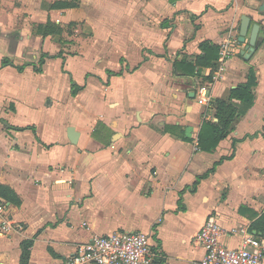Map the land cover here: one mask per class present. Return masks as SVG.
<instances>
[{
    "label": "crops",
    "instance_id": "obj_1",
    "mask_svg": "<svg viewBox=\"0 0 264 264\" xmlns=\"http://www.w3.org/2000/svg\"><path fill=\"white\" fill-rule=\"evenodd\" d=\"M55 1L0 0V35L16 31L46 38L52 34H38L37 25L92 19L95 31L108 35L113 45H86L79 54L64 57L48 53L51 45H34L33 51L44 48L39 58L55 56L36 72L33 60L23 63L31 46L11 50L0 38V76L42 78L57 61L72 105L64 122L54 124L24 119L25 113L55 107L59 101L51 93L38 106L20 91L0 96V185L19 200L8 201L16 230L0 233V264H20L24 241H31L27 264H64L91 234L115 231L148 234L152 264H196L204 249L194 236L208 216L223 229L244 226L256 233L250 225L264 211V0H93L90 15L85 0L73 8H51ZM242 14L250 17V26H261L260 44L243 55L247 42L238 41L237 30ZM205 21L214 24L213 30L204 29ZM227 35L234 40V54L217 78L216 67L196 68L191 75L178 64L193 63L202 54V41L219 46ZM13 53L22 60L15 61ZM5 57L9 63L1 66ZM85 57L97 59L101 70L83 68L78 83L67 61ZM249 68L256 76L253 105L212 152L200 150L196 142L202 121H216L213 99H226L230 89L244 84ZM71 79L82 87L76 95ZM88 84L98 91L89 89L98 98L92 113L86 102L73 106ZM201 84H208L207 106L196 101ZM27 126L34 130L18 129ZM68 127L78 132L76 143L70 142ZM221 158L194 188L196 177ZM220 240L237 247L240 236L226 233Z\"/></svg>",
    "mask_w": 264,
    "mask_h": 264
},
{
    "label": "built area",
    "instance_id": "obj_2",
    "mask_svg": "<svg viewBox=\"0 0 264 264\" xmlns=\"http://www.w3.org/2000/svg\"><path fill=\"white\" fill-rule=\"evenodd\" d=\"M234 40L227 35L219 43L218 63L214 78L219 76L223 63L233 54ZM196 101L210 103L208 84L197 87ZM197 144V142H196ZM10 203L0 198V233L16 230L9 216ZM238 234L240 243L229 247L222 243V234ZM194 241L204 249L203 257L196 264H264V231L251 232L247 227L223 229L212 215L208 216L194 236ZM154 251L148 234L140 231H115L110 234L93 233L75 246L64 264H152Z\"/></svg>",
    "mask_w": 264,
    "mask_h": 264
},
{
    "label": "rangeland",
    "instance_id": "obj_3",
    "mask_svg": "<svg viewBox=\"0 0 264 264\" xmlns=\"http://www.w3.org/2000/svg\"><path fill=\"white\" fill-rule=\"evenodd\" d=\"M84 7L89 15L94 13L95 5L93 0H85ZM211 23L212 22L210 21H205L204 29L213 30L214 27L210 26ZM60 24V32L52 34L51 36H48L46 38H41L39 35L36 36L33 33L20 34L19 36V33L16 31L8 33V37L0 35V38H4L5 40H7L6 43L7 45H10L11 50L14 49V45L31 46L30 48L32 49L30 50V53H32L30 57L28 56L29 58H26L24 60L23 63H28L33 60L36 66H40V64L38 63V58L42 54V51H44V48L43 46H41L33 51L34 45H51L50 47H48L47 52L57 53L61 57H64V55L66 54H79L81 49L86 45H113L110 42L108 35L102 37V35H100L98 31H95L96 28L94 29L95 24L92 23V19H83V21L75 22L72 25L62 22H60ZM179 25L183 26V28L180 29H182L183 31L186 30L184 21H180ZM237 28H239V24ZM2 49L3 48L0 46V53L2 52ZM111 51L115 52L113 49H111ZM3 52L9 53L8 49H5V51ZM12 56L14 57V60L18 62H20L23 58L20 53H13ZM8 59L10 60V58ZM50 60V58H45V63L41 65L42 71ZM218 62L219 61L217 60L216 64H219ZM67 63L70 67L69 71H71L74 80L78 83L81 80V71L83 70V68H89L94 72L101 70V67L97 65V59L93 60L91 57H85L83 61L72 58L68 59ZM57 65V61L55 63L53 62L52 64L50 63L47 66L46 75L42 76V78L37 76L32 77L27 74H24L20 77H11L7 75L8 73L2 74V76H0V96H7L8 94L13 93V91H20L22 93H25V96L28 98V100L31 101V104L33 106H38L40 104L42 96L45 93H51L52 96L59 101L55 107L49 108L48 111L43 112H40L41 109H37L39 110L38 112H30V115L25 113L26 117L24 119H35L37 121L43 120L48 123L61 124L67 118L69 112L72 111V105L70 103H67L66 101L67 97H69L68 87L65 84L67 80L66 74L60 70L57 71ZM87 89L88 91L84 94L85 98L83 97L76 105L73 106L77 107L86 102L90 104L88 108L92 113L96 110V106L98 105V98H95L94 94L89 92V89H91L95 93L98 91H96V89L89 84ZM86 110L89 111L88 109ZM6 250L10 249L7 247Z\"/></svg>",
    "mask_w": 264,
    "mask_h": 264
},
{
    "label": "trees",
    "instance_id": "obj_4",
    "mask_svg": "<svg viewBox=\"0 0 264 264\" xmlns=\"http://www.w3.org/2000/svg\"><path fill=\"white\" fill-rule=\"evenodd\" d=\"M177 0H169L170 3H174ZM78 6V0H56L53 2L50 7L51 8H73ZM74 24L73 22L69 23V25ZM38 34L41 35H51L55 33H59L61 30V27L58 24H55L51 21H47L45 24L37 25L36 26ZM262 41L264 38L261 39ZM199 48L202 51V54L198 55L194 62H178V64H184L185 69H187V72H189L191 75L194 74V71L196 68H202V67H216V63L218 60V50L219 46L216 44L211 43L208 40L202 41L199 43ZM48 57H55V56H49L47 54L42 55L38 63L40 66L34 65V70L36 72H41V65L44 64L45 58ZM9 61L5 57L1 61V66H5L8 64ZM177 63L173 64V69L176 71ZM19 70L23 69V66L17 67ZM108 73H112L111 71H108ZM256 85V76L254 73V70L252 68H249V72L247 75V80L244 84L238 85L235 88H232L229 90V94L226 99L223 98H215L212 101V106L214 108V117L216 118V121L212 120H203L198 137H197V146L200 150L206 151V152H212L220 140L224 139L229 130L232 128V124L234 120L244 114L248 108H250L253 105L254 102V94H253V88ZM82 87L74 83L71 79L70 81V89L71 94L76 95V93L81 89ZM234 100L237 102L234 103ZM30 128L34 130V126H27L22 127L18 129H25ZM224 158H221L219 161L215 162L213 166L204 172L203 174L196 177L195 182L193 183L194 188L197 186L198 182L201 179L206 178L210 173H212L215 169V167L220 164ZM0 196L5 198L7 201L18 204L19 200L17 199L16 194L10 190V188L6 186L0 185ZM239 211H241V207L239 208ZM250 229L255 230L256 233L263 232L264 231V211L255 219L252 221L250 225ZM31 245V241H24L21 243V255H20V264H27L28 261V247Z\"/></svg>",
    "mask_w": 264,
    "mask_h": 264
},
{
    "label": "water",
    "instance_id": "obj_5",
    "mask_svg": "<svg viewBox=\"0 0 264 264\" xmlns=\"http://www.w3.org/2000/svg\"><path fill=\"white\" fill-rule=\"evenodd\" d=\"M261 29V26L259 23L255 22L250 26V17L246 14H242L240 16V23H239V29H238V41L240 43H244L245 41L247 44L245 45V48L241 50V55L245 54L248 50L252 51L260 44V40L258 39V33ZM248 39L246 40L247 32ZM67 135L71 143H76L78 138V132L75 131L73 127H68L67 129Z\"/></svg>",
    "mask_w": 264,
    "mask_h": 264
}]
</instances>
